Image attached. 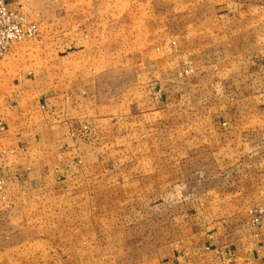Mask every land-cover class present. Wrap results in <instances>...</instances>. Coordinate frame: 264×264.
<instances>
[{
    "label": "crops",
    "instance_id": "0c3cea01",
    "mask_svg": "<svg viewBox=\"0 0 264 264\" xmlns=\"http://www.w3.org/2000/svg\"><path fill=\"white\" fill-rule=\"evenodd\" d=\"M72 3L79 21L53 52L71 71L65 86L33 71L0 96V179L42 193L95 164L107 133L167 114L183 146L199 147V179L216 183L185 193L174 217L184 233L164 258L139 264H264V227L247 216L264 203V0H120L135 16L121 11L118 27L111 0ZM161 3L199 10L165 13ZM132 19L139 26L129 28Z\"/></svg>",
    "mask_w": 264,
    "mask_h": 264
},
{
    "label": "rangeland",
    "instance_id": "374dc122",
    "mask_svg": "<svg viewBox=\"0 0 264 264\" xmlns=\"http://www.w3.org/2000/svg\"><path fill=\"white\" fill-rule=\"evenodd\" d=\"M72 1L6 0L10 8L23 7L39 30L0 59V96L14 79L33 71L65 86L71 71L57 66L53 52L59 40L71 34L74 21H79L72 17L77 6ZM119 2L111 0L106 10L112 13L115 27L121 11L135 16L132 4ZM143 7L149 11L154 6L149 1ZM156 7L177 15L184 9L199 10V4ZM174 23L176 28L183 26L182 19ZM137 26L136 20H129V28ZM152 120H133L128 130L107 133L108 145L99 146L95 164L82 165L74 177L42 193L10 191L0 179V264H139L164 258L169 243L184 233L174 217L183 216L185 193L189 196L203 183L210 187L216 181L199 179V147L183 146L187 137L178 127L168 126L167 114ZM0 128L4 129L2 122ZM153 156L159 163H152ZM195 198L191 197L199 207ZM169 204L175 211L169 210ZM247 214L251 225L264 227V203ZM198 215L191 212L193 219Z\"/></svg>",
    "mask_w": 264,
    "mask_h": 264
},
{
    "label": "built area",
    "instance_id": "2783aa9c",
    "mask_svg": "<svg viewBox=\"0 0 264 264\" xmlns=\"http://www.w3.org/2000/svg\"><path fill=\"white\" fill-rule=\"evenodd\" d=\"M38 26L30 22L23 7L10 8L6 0H0V59L16 44L31 39Z\"/></svg>",
    "mask_w": 264,
    "mask_h": 264
}]
</instances>
